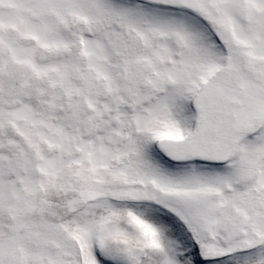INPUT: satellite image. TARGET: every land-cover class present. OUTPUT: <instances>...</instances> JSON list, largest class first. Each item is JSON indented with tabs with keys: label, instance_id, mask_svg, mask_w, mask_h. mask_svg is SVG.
I'll use <instances>...</instances> for the list:
<instances>
[{
	"label": "snow or ice",
	"instance_id": "snow-or-ice-1",
	"mask_svg": "<svg viewBox=\"0 0 264 264\" xmlns=\"http://www.w3.org/2000/svg\"><path fill=\"white\" fill-rule=\"evenodd\" d=\"M0 264H264V0H0Z\"/></svg>",
	"mask_w": 264,
	"mask_h": 264
}]
</instances>
